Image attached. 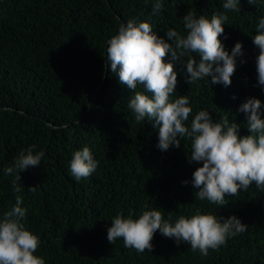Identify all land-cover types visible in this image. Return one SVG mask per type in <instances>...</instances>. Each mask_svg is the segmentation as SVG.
<instances>
[{
	"label": "trees",
	"instance_id": "obj_1",
	"mask_svg": "<svg viewBox=\"0 0 264 264\" xmlns=\"http://www.w3.org/2000/svg\"><path fill=\"white\" fill-rule=\"evenodd\" d=\"M155 2L0 0V218L17 195L13 177L4 169L20 151L34 146V153L45 156L40 166L21 173L19 195L28 209L26 227L41 241L35 254L45 264H264V191L253 183L239 196H226L229 203L219 208L196 199L191 179L202 163L189 162L190 141L161 151L158 130L151 122L135 121L128 108L131 92L105 68L107 42L129 20L150 23L159 37L173 43L166 33L175 28L186 34L182 18L189 11L209 19L224 12V0H162L163 9L153 14ZM239 7V13H225L229 19L220 37L229 53L237 42L243 45L230 86L210 84L211 77L190 85L182 61H172L169 52L165 62L173 63L178 74L173 99L189 97L193 112L187 124L200 110H208L216 121L235 118L245 136L250 132L239 107L256 97L264 111V86L258 85L256 72L259 49L253 43L264 0L256 5L240 0ZM85 146L99 166L76 181L70 161ZM145 205L171 223L199 211L235 215L248 227L207 256L188 244L177 246L159 230L152 252L137 254L123 246L122 238L110 244L112 219L130 212L138 218Z\"/></svg>",
	"mask_w": 264,
	"mask_h": 264
},
{
	"label": "clouds",
	"instance_id": "obj_2",
	"mask_svg": "<svg viewBox=\"0 0 264 264\" xmlns=\"http://www.w3.org/2000/svg\"><path fill=\"white\" fill-rule=\"evenodd\" d=\"M248 3L256 5V0H248ZM239 5L240 0H224V12L214 13L210 19L189 11L182 18L186 34L175 28L168 29L167 38L173 43L159 37L150 23L129 20L109 39L104 55L106 70L110 68L119 83L131 92L128 108L134 113L135 121L151 122L158 130L157 147L168 151L172 147L180 148L185 139L190 141V151H186L189 162L202 163L192 174L191 184L198 190L195 198L218 208L229 203L226 196H239L241 190L248 191L253 183L264 191L262 101L251 97L239 107V112L246 116L249 135H240L241 126L235 118L230 122L228 116H223L216 121L208 110H200L187 124L193 109L188 96L173 99L178 74L173 63L165 62V57L170 52L172 61L184 63L186 82L190 85L204 79L209 81L211 77L210 84L230 86L237 57L244 55L243 45L237 42L229 53L220 37L229 19L225 13L241 12ZM163 7L162 0H156L153 14ZM256 32L253 43L259 49L257 81L259 86H264V17L259 18ZM186 55L187 61L183 59ZM44 156L43 151L34 153V146H30L20 151L12 166L4 169L6 176L13 177L11 183L17 195L15 205L0 218V264H45V259L35 254L41 241L26 227L28 209L22 207L23 197L19 195L21 173L40 166ZM98 166L99 161L85 146L73 153L69 171L80 181L88 178ZM183 183L187 185L189 181ZM29 190L35 192L36 188L29 187ZM144 208L138 218H133L131 212L127 217L117 214L107 229L108 242L114 245L122 238L123 246L134 249L137 254L145 250L152 252L153 237L159 230L162 236L174 239L177 246L185 243L190 245L191 251L207 256L209 250L218 251L228 239L244 233L248 227L235 215L224 218L199 211L191 217L181 215L171 223V218L164 219L161 211L149 209L148 205Z\"/></svg>",
	"mask_w": 264,
	"mask_h": 264
}]
</instances>
